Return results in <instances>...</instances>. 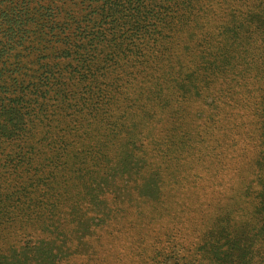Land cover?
<instances>
[{
    "label": "trees",
    "instance_id": "trees-1",
    "mask_svg": "<svg viewBox=\"0 0 264 264\" xmlns=\"http://www.w3.org/2000/svg\"><path fill=\"white\" fill-rule=\"evenodd\" d=\"M264 264V0H0V264Z\"/></svg>",
    "mask_w": 264,
    "mask_h": 264
},
{
    "label": "rangeland",
    "instance_id": "rangeland-1",
    "mask_svg": "<svg viewBox=\"0 0 264 264\" xmlns=\"http://www.w3.org/2000/svg\"><path fill=\"white\" fill-rule=\"evenodd\" d=\"M174 261L172 259L166 260L163 264H173Z\"/></svg>",
    "mask_w": 264,
    "mask_h": 264
}]
</instances>
